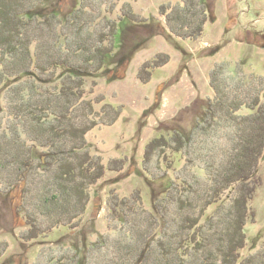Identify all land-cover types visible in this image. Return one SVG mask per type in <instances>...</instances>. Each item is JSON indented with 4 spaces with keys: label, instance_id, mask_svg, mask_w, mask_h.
Returning a JSON list of instances; mask_svg holds the SVG:
<instances>
[{
    "label": "rangeland",
    "instance_id": "374dc122",
    "mask_svg": "<svg viewBox=\"0 0 264 264\" xmlns=\"http://www.w3.org/2000/svg\"><path fill=\"white\" fill-rule=\"evenodd\" d=\"M176 10L179 22L191 25L195 35L178 30L181 36L171 30L169 20ZM54 14L53 36L47 30L50 38H45L48 43L55 36L61 38V43L64 41L75 15L81 19L85 15L92 17L96 37L110 25L116 29L115 39L111 37L108 43L112 53L104 68L97 74L83 76L88 100L85 106L93 105L98 118L103 114L97 122L91 121L84 152L91 163L104 168L105 175L89 187L87 209L77 226L59 225L28 240L30 220L42 227L51 222L49 215H41L47 211L42 196L44 176L30 179L29 198L25 201V183L22 181L12 189L9 184L21 179L18 167L2 168L1 161L0 180L4 185L0 183V187L4 193L0 190V264H51L54 259L58 260L55 264H114L122 260L130 264L136 254L126 249V233H155L152 235L157 245L159 240L164 241L165 224L155 206L167 208L164 201L171 198L172 210L174 200L189 197L185 183L196 180L192 172L203 180L207 178L203 170L193 168L191 160L197 157L207 161L222 155L220 146L226 145L223 132H205L210 101L217 98L213 83L216 78L221 76V82H227H223V87L230 99L238 98L247 107L256 101V113H241L262 116L259 111L264 110V0H43L25 17L42 22ZM82 28L83 36H93L91 27ZM33 52L35 55L36 50ZM38 54L47 55L42 51ZM216 69L220 70L217 77ZM59 82L58 79L43 83L35 77L20 76L0 85V143L11 140L15 145L17 140L8 131L18 122L11 114L17 111L11 104H21L20 89L28 86L40 91L54 90ZM108 109L115 112L114 121L108 119ZM89 116L96 118L92 113ZM85 122L89 125L90 120ZM176 130L195 139L190 153L157 145ZM200 140L204 141L205 150L201 149ZM1 150L0 147V154ZM80 159L85 162L82 157L76 163ZM258 174L255 182L242 189L244 195L239 200V192L223 193L204 212L199 224L202 234L218 240L233 205L240 212L249 205L255 220L245 223L241 230L247 243L240 252L242 264H264V154ZM200 184L197 190L202 193ZM118 202L125 203L120 206ZM167 217L171 222L178 218L172 213ZM153 228L156 230L152 231ZM144 241L145 238L135 241L141 244L140 250ZM217 263L222 264V257Z\"/></svg>",
    "mask_w": 264,
    "mask_h": 264
},
{
    "label": "trees",
    "instance_id": "16d2710c",
    "mask_svg": "<svg viewBox=\"0 0 264 264\" xmlns=\"http://www.w3.org/2000/svg\"><path fill=\"white\" fill-rule=\"evenodd\" d=\"M42 2L43 0H0V85L9 81L11 77L20 76L35 77L43 83L60 80L59 84L54 86V90L40 88V91L28 86L20 89L21 104L15 103V107L13 101L11 104L17 110L11 114L15 119L18 118V122L8 131L11 135L13 132L17 140L15 145L11 140L8 142L5 140V144L0 143L2 168L16 165L20 171L21 179L9 182L10 188L17 187L23 181L27 185V188L23 186L25 201L29 198L28 193L32 183L30 179L33 181L35 175L44 176L42 196L46 199L44 208L47 211H42L41 215H49L51 222L42 227L34 225L29 217L31 237H27L28 240L38 238L41 233L52 231L59 225L77 226L87 209L89 187L105 175L104 168L91 163V158L88 156V159L86 157L88 154L84 152L87 146L85 135L91 127V121L97 122L103 114L98 118L93 105L88 106L89 108L85 106L84 103H88V100L85 98L83 76L97 74L104 68L107 57L112 53L108 43L111 42V37L114 39L116 37V29L112 25L108 30H102L101 34H98L99 37H96L91 25L92 17L88 18L85 15L81 19L75 15L74 20L77 22L73 21L72 28L65 32L64 41L61 43V38L55 36L48 43L45 41L46 37L50 38L49 33L46 35L47 30L53 36L55 27L53 28L52 25L54 26L56 14L46 16L42 22L35 17H25ZM102 4L105 6L106 2ZM81 21H84L82 25L91 27L90 33L93 36H83L84 32L80 30L83 29L82 25L79 26ZM169 22L172 25L171 30L177 34L181 33L178 30H184L189 35L196 34L192 32L191 25H183L179 22L177 10ZM78 26L80 29L75 30ZM34 50H36L35 55H33ZM38 51L46 52L47 55L38 54ZM149 68L153 70L152 66ZM64 70L68 71V74H65ZM220 70L216 69L215 77L219 76ZM220 78L222 77H217L213 82L217 98L210 101L207 111L209 117L206 118L207 128L204 129L210 135L213 130L214 134L215 131L216 134L223 132L221 135L226 145L220 146L223 149L222 155L218 154L217 158L207 161L206 158L197 160V157L191 160V163H194L193 168L203 170L207 178L203 180L196 172H192L196 180L191 182L189 179L185 183L189 197L182 196L177 202L174 200L175 206L172 210L169 208L171 198L164 201L167 208L155 206L165 226L167 224V228L164 226L163 230L166 238L164 241L159 240L157 245V242H154L156 239L153 238L155 233H144L139 236V233L137 235L135 233L134 236V231L131 232L132 234L126 233L128 236L126 249L133 250L132 255L136 254L130 264H218L220 257L222 264H242L243 260L239 262L242 258L240 252L247 243L242 237L241 230L245 223L255 220V213L249 210V205L243 206L241 212L240 209L235 210L236 205H233L229 210L230 214L227 215L228 219L224 218L227 222L224 221V227L218 233V240L214 241V237L210 238L209 235L202 234L199 224L204 212L210 205L219 201L223 193L227 190L239 192V198H236L239 200L244 195L242 189L245 185L257 180L264 154V110L259 111L261 117H256L254 115L258 108L256 101L247 107V104L242 103V105L238 98L230 99L228 90L223 87V82H227L225 80L221 82ZM107 107L113 106L107 105ZM110 110L108 109V119L114 121L115 112L110 113ZM243 110L255 113L244 115L241 113ZM82 113L90 120L89 125H86L87 119L84 120ZM91 113L93 116L95 114L96 118H90ZM105 121L107 120L102 122L103 125L107 124ZM200 123L198 122L197 125H201ZM190 137L191 134L188 137L180 130H176L173 136L160 141L157 145L159 148L167 147L176 152L186 150L190 153L195 140ZM199 144L202 150L206 149L203 140H200ZM152 151L155 149L152 148ZM82 157L85 162L80 159L76 163V160ZM47 165L49 168H46ZM186 172L188 173V170ZM0 181L4 185V182ZM200 182L202 193L197 190L201 185ZM0 190L4 193V189L0 187ZM124 203L118 202V205L122 206ZM169 213L178 218L176 220L173 218L174 221L171 222L167 217ZM138 238L139 240L141 238V241L145 238L141 250L139 249L141 244L135 243ZM197 248L199 250L195 251L194 249ZM1 253L0 251V257ZM123 261L114 264H124ZM57 262L58 260L54 259L51 264Z\"/></svg>",
    "mask_w": 264,
    "mask_h": 264
}]
</instances>
